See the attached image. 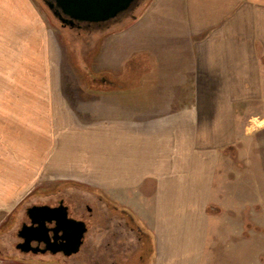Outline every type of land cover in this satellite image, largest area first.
Listing matches in <instances>:
<instances>
[{"label": "crops", "instance_id": "1", "mask_svg": "<svg viewBox=\"0 0 264 264\" xmlns=\"http://www.w3.org/2000/svg\"><path fill=\"white\" fill-rule=\"evenodd\" d=\"M34 28L35 0H0L29 67ZM120 35L142 82L121 103L0 74V224L42 186L79 187L133 217L152 264H213L234 239L232 264H262L264 0H152L105 46Z\"/></svg>", "mask_w": 264, "mask_h": 264}, {"label": "rangeland", "instance_id": "2", "mask_svg": "<svg viewBox=\"0 0 264 264\" xmlns=\"http://www.w3.org/2000/svg\"><path fill=\"white\" fill-rule=\"evenodd\" d=\"M151 1H141L131 14L109 24L77 30L62 27L42 1L35 0L45 26L34 28V36L42 37L43 41L42 47L34 42L35 63L30 67L19 64L25 56V50L20 47L22 32L11 35L2 29L0 74L37 73V79L32 82L34 88H61L70 94L75 90L76 94L83 91L99 96L109 93L113 101L121 103L123 91L142 83L136 74L138 58L123 63L130 49L122 42V35L112 39L107 46L105 41L108 36L133 25ZM49 74L55 80H46L52 78ZM16 83L21 84V81ZM1 84L4 83L0 82V87ZM60 201L68 207L69 217L87 224L88 233L81 251L71 257L21 253L17 249L21 242L17 234L23 224L29 223L26 210L34 205L58 206ZM123 215L128 216L85 188L42 186L0 224V260L18 264H152V238L142 237L139 241V229L133 223L128 224ZM241 218L249 223V210L243 211ZM223 233L229 234L228 229L225 228ZM237 244L234 239L227 246L218 247L213 264H232L233 257L227 249ZM261 262L264 264V257Z\"/></svg>", "mask_w": 264, "mask_h": 264}, {"label": "water", "instance_id": "3", "mask_svg": "<svg viewBox=\"0 0 264 264\" xmlns=\"http://www.w3.org/2000/svg\"><path fill=\"white\" fill-rule=\"evenodd\" d=\"M40 1L62 27L88 28L124 18L143 0ZM26 215L29 224H23L17 234L21 240L17 249L21 253H50L71 257L81 251L88 232L87 224L69 217L68 207L63 201L54 207L34 205L26 210ZM33 243H36V246H33Z\"/></svg>", "mask_w": 264, "mask_h": 264}, {"label": "flooded vegetation", "instance_id": "4", "mask_svg": "<svg viewBox=\"0 0 264 264\" xmlns=\"http://www.w3.org/2000/svg\"><path fill=\"white\" fill-rule=\"evenodd\" d=\"M77 30H81L82 29V27L81 28H76ZM110 207H112L110 204H108ZM120 211H122V213H125V214H127L128 216H124L123 215V218L126 220V222L128 223V224H130V223H133L134 225H136L137 226V224H136V222H135V220L133 219V217H131L127 212H125L124 210H121L120 209ZM29 224V223H28ZM137 229H139L138 228V226H137ZM88 233V232H87ZM87 235V234H86ZM138 240L140 241L141 239H142V237L144 238H146V236H144L143 234H140L139 232H138ZM86 238V237H85ZM33 246H36V243H33ZM41 247L43 248L44 247V245L42 244L41 245Z\"/></svg>", "mask_w": 264, "mask_h": 264}, {"label": "trees", "instance_id": "5", "mask_svg": "<svg viewBox=\"0 0 264 264\" xmlns=\"http://www.w3.org/2000/svg\"><path fill=\"white\" fill-rule=\"evenodd\" d=\"M125 211V210H124ZM126 212V211H125Z\"/></svg>", "mask_w": 264, "mask_h": 264}]
</instances>
